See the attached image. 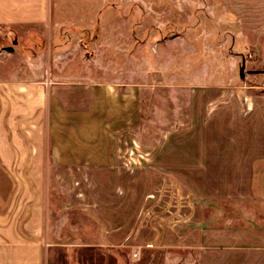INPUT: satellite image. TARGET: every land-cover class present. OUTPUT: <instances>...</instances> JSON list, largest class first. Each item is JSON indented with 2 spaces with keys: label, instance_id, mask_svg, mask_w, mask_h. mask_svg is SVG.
Listing matches in <instances>:
<instances>
[{
  "label": "crops",
  "instance_id": "obj_1",
  "mask_svg": "<svg viewBox=\"0 0 264 264\" xmlns=\"http://www.w3.org/2000/svg\"><path fill=\"white\" fill-rule=\"evenodd\" d=\"M56 10V0H0V35L19 45L31 31L32 48L40 35L50 45ZM5 49L0 264L82 250L99 251L95 264L154 250L188 252L197 264H264V96L216 105L210 90L191 94L188 126L146 144L138 89L96 79L67 52L44 67L35 52L21 64ZM53 188L63 211L90 214L97 244L48 241L58 230L46 224Z\"/></svg>",
  "mask_w": 264,
  "mask_h": 264
},
{
  "label": "rangeland",
  "instance_id": "obj_2",
  "mask_svg": "<svg viewBox=\"0 0 264 264\" xmlns=\"http://www.w3.org/2000/svg\"><path fill=\"white\" fill-rule=\"evenodd\" d=\"M56 1L63 10L53 14L60 28L53 30L50 45L47 35H40L37 49L32 48L31 31L22 34L19 45L0 35V53L10 57L9 46L22 64L26 54L35 52L45 67L53 54L67 52L75 68L84 63L87 71H97L96 79L135 87L146 144L163 131L188 126L193 94L206 99L210 90L216 105L264 96V0ZM52 191L46 224L47 230H58L48 241L97 244L98 228L90 214L63 211L59 190ZM117 252L127 264L133 262L131 254ZM137 256L133 264H197L188 252L154 250ZM97 257L99 251L82 250L67 260L60 251L46 264H95ZM101 257L107 263L116 258Z\"/></svg>",
  "mask_w": 264,
  "mask_h": 264
}]
</instances>
